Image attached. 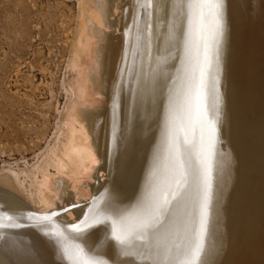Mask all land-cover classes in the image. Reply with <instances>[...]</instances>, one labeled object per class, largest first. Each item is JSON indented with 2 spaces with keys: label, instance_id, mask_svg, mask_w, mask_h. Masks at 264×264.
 <instances>
[{
  "label": "bare ground",
  "instance_id": "bare-ground-1",
  "mask_svg": "<svg viewBox=\"0 0 264 264\" xmlns=\"http://www.w3.org/2000/svg\"><path fill=\"white\" fill-rule=\"evenodd\" d=\"M158 3L151 17L150 61L143 40L135 52L132 48L137 24L143 29L148 19L138 0H78V25L67 64L74 73L69 92L76 99L66 105L62 133L32 179L35 204L18 194L16 186L22 185L16 172L0 171V216L56 211L55 224L66 228L77 217L83 219L93 202L128 208L136 201L160 138L167 95L164 76L179 64L173 59L175 48L165 42L173 0ZM225 6L224 108L217 149L231 156V165L214 200L207 259L209 264H264V24L258 0H225ZM161 57H167V69L153 93L149 64L155 68ZM121 82L118 139L113 144L112 98ZM85 179L95 182L81 186ZM17 223L23 226L0 228V264H66L53 241L26 219ZM103 239L99 225L90 230L87 243L95 247Z\"/></svg>",
  "mask_w": 264,
  "mask_h": 264
},
{
  "label": "snow or ice",
  "instance_id": "snow-or-ice-1",
  "mask_svg": "<svg viewBox=\"0 0 264 264\" xmlns=\"http://www.w3.org/2000/svg\"><path fill=\"white\" fill-rule=\"evenodd\" d=\"M138 6L148 19L143 29L137 24L132 48L135 52L143 40L151 61V17L160 5L158 0H138ZM171 7L165 42L175 48L173 59L179 64L164 76L167 95L160 138L136 201L128 208L93 202L83 219L77 217L66 228L55 224L56 211L0 216V228H20L17 220L26 219L53 241L66 264H209L213 204L231 165V156L217 149L224 108L226 6L225 0H173ZM258 11L264 24V0H258ZM124 36L127 43L129 33ZM166 69L167 57L155 68L149 64L153 93ZM121 86L117 84L112 98L113 144L118 139ZM136 102L133 89V112ZM99 225L104 239L92 247L87 243L90 230Z\"/></svg>",
  "mask_w": 264,
  "mask_h": 264
},
{
  "label": "rangeland",
  "instance_id": "rangeland-1",
  "mask_svg": "<svg viewBox=\"0 0 264 264\" xmlns=\"http://www.w3.org/2000/svg\"><path fill=\"white\" fill-rule=\"evenodd\" d=\"M78 12V0H0V171L16 172L18 194L33 204L34 174L62 133L66 105L76 99L67 64Z\"/></svg>",
  "mask_w": 264,
  "mask_h": 264
}]
</instances>
